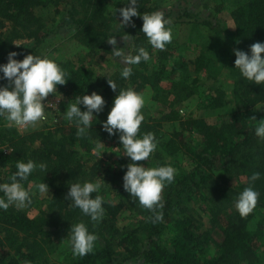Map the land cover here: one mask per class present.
<instances>
[{"label":"trees","instance_id":"trees-1","mask_svg":"<svg viewBox=\"0 0 264 264\" xmlns=\"http://www.w3.org/2000/svg\"><path fill=\"white\" fill-rule=\"evenodd\" d=\"M60 1H65L62 10L58 8ZM151 1L139 0L138 10L142 12ZM206 1L201 0L200 10L207 7ZM107 2H112L110 17L102 7ZM124 2L126 0H0V30L10 23L15 31H25L34 40L31 47L13 46L12 41L0 34V64L7 63V55L11 51L23 53L16 57L18 60L28 54L48 57L68 74L67 83L58 85V93H55L60 103L71 105L77 96L92 92L102 95L106 101L104 111L97 121H93L87 137H78L75 123L67 120L58 129L23 135L0 126V148L8 150L6 154L0 150V169L10 168L12 174L18 160L46 163V174L37 170L24 183L26 187L29 183L44 182L49 187L44 210L37 218H30L15 207L0 210V264H110L116 250L122 251L127 260L144 264H258V244L264 240V221L259 216L264 211V141L254 134L258 121L250 118L264 119V86L250 83L239 75L234 69L236 57L233 50L247 52L252 44L264 42V0H241L233 8L230 18L234 31L226 42H218L211 49H202L191 59L181 55L173 58L174 55L168 51L158 50L156 54L161 62L158 68L140 71L133 67V75L127 80L120 77V72L118 77L97 74L88 66L77 64L72 58L75 54L69 53L67 48L56 49L53 56L54 49L47 55L40 53L39 48L48 37L41 25L44 11L52 8L56 17L64 11L62 23H67L79 8H84L85 16L74 22L75 48H79L77 51L87 50L88 54L97 53V50L110 54L108 24L120 22L122 18L118 11L116 15L115 12L127 6ZM217 10L221 13V2ZM182 16L191 17L187 12ZM137 18L133 17V22ZM191 19V26L197 24ZM180 22L189 24L183 20ZM176 23L179 22L172 24ZM205 25L211 27L208 22ZM219 25L221 27L218 22V28ZM59 28L60 25H56V29ZM141 28L142 25L136 22L131 36L143 35ZM193 30L191 27L189 38ZM198 34L192 38L201 37ZM172 58L170 64L168 60ZM220 75L231 79V95L237 108L228 111L219 122L185 118L179 123L183 127L181 132L173 133L167 141L161 132L162 119L144 120L142 123L141 132L154 133L158 142L154 156L159 160L156 167L172 168L171 163L164 161L163 154L172 153L177 148L175 138L183 139L190 134L194 141V145L185 150L191 169L187 173H175V182L164 189L161 195L164 207L158 213L163 219L154 223L152 214L123 188L127 168L125 172L103 174L98 170V163L87 166L81 157V152H90L99 139L102 143L123 147L118 136L110 137L100 123L106 121L119 92V89L114 92L107 80L116 81L120 89L153 90L157 100L169 95L179 103L199 96L200 106L204 109L220 110L225 103L224 90L220 86L201 89L202 79L217 81ZM0 84H7V81L0 80ZM46 110L54 113L49 107ZM81 110H85L83 106ZM255 172L261 174L260 179L251 185L259 193L258 203L251 214L242 218L234 202L238 194L249 186L248 178ZM232 177H243L244 181L231 185L229 180ZM96 179H103L102 183L110 186L118 200L113 202L104 198L105 211L99 223L92 222L78 208L70 207L71 201L65 199L68 185ZM125 212L135 222L121 226L119 220ZM79 222H84L101 243L96 242L97 247L83 257L70 251L64 260H50L43 245L51 239L56 243L68 241L71 225ZM164 233H169V236L164 238Z\"/></svg>","mask_w":264,"mask_h":264},{"label":"clouds","instance_id":"clouds-1","mask_svg":"<svg viewBox=\"0 0 264 264\" xmlns=\"http://www.w3.org/2000/svg\"><path fill=\"white\" fill-rule=\"evenodd\" d=\"M127 6L116 9L122 18L119 27L125 28L131 25L135 27L133 17H140L143 21L140 31L147 39V43L156 50H165L172 43L173 31L170 27L172 21L165 17L163 11L141 13L138 9L139 0H126ZM117 36L107 39L112 46V56L124 65L120 77L127 80L133 75V66L148 62L151 57L149 51L143 46H137L131 42L130 35L121 36L125 47L117 46ZM21 46V43H14ZM24 46V45H23ZM235 55L234 69L246 81L264 86V42L252 44L249 50H233ZM21 52L11 51L7 55V63L0 64V80L7 84H0V117L9 124L18 128L34 126L46 117V103L44 101L51 94L57 92L58 85H65L68 81L67 72L53 59L41 55H24L22 60L16 57ZM107 77V76H106ZM108 78V77H107ZM110 88L118 95L113 100L111 110L106 121L100 122L102 129L110 137L118 136L123 146L124 155L131 159L123 176V188L134 200L152 214L154 223L162 221L163 216L158 215L164 207L161 194L165 188L175 181V171L170 167H144L137 164L138 161H147L158 147L155 134L141 132L144 121L143 109L146 104V95L132 88L120 89L116 81L108 78ZM106 101L102 95L92 92L90 95L77 96L75 102L66 108L64 118L74 122L78 137H87L93 127V121L104 111ZM81 106L85 109L81 110ZM258 121L254 128L255 136L264 141V119L257 120L255 116L250 118ZM104 143L99 141L95 144L94 154L100 159L105 153ZM16 171L11 174L9 182L0 183V210H8L15 207L23 210L33 202L37 194L49 192L46 183L41 182L34 187H25L29 177L39 170L47 173L46 163H37L32 159L18 160ZM259 172L253 173L248 178V187H245L237 196L234 207L243 217L251 214L257 206L259 193L251 186L260 179ZM103 180V179H102ZM101 179L85 180L68 185L69 191L65 199L70 200V207L78 208L84 216L92 222L99 223L104 216V198L99 193L104 184ZM104 181V180H103ZM96 194L93 197V194ZM70 233L67 235L68 243L75 256L83 257L91 253L98 240V236L90 232L84 222L72 224Z\"/></svg>","mask_w":264,"mask_h":264},{"label":"rangeland","instance_id":"rangeland-1","mask_svg":"<svg viewBox=\"0 0 264 264\" xmlns=\"http://www.w3.org/2000/svg\"><path fill=\"white\" fill-rule=\"evenodd\" d=\"M112 1V0H111ZM241 0H208L207 7L203 10H200L201 0H180L175 2L173 0H152L150 3L145 5L141 13H151L155 11H163L165 13V17L170 19L172 23L179 22L176 24L170 25L173 31V40L172 43L167 45L165 50L168 51V54H173V58H180V55L184 58H193L195 57L202 49H211L217 45L218 42H226L229 37V34L234 31V24L232 19L230 18V13L235 8V6ZM221 2L222 11L218 13V5ZM112 2H107L102 5L105 13H107L108 17H110L112 12L111 7ZM65 1H60V5L58 4V8L62 10L64 8ZM187 12L190 14L191 20H195L197 24L191 26L189 22H191L188 18H183L181 15ZM61 15L56 17L54 15V11L52 8L47 9L42 14V30L48 37L43 41L42 45L39 48L40 53L43 55H47L54 49V51L61 50L67 48L69 53L75 54L72 58L77 64H84L91 68L97 74L104 75H114L118 77V72H121L124 65H122L118 58L114 59L112 53L105 54L104 52H100L97 50V53L88 54V51H77L79 48H75L77 45L76 38L73 36L75 33L74 30V22L75 20L82 19L85 16V9L79 8L78 12L69 19L67 23H62V15H65V12H61ZM54 16V18H53ZM196 17V18H195ZM72 20V21H71ZM188 22L189 24H182L180 21ZM187 20V21H184ZM139 23L143 24V21L140 17L134 22V24ZM208 22L211 27L205 25ZM218 22L221 24L218 28ZM56 25H60L59 29H56ZM191 27H194L192 35H200L201 37H193L189 38L188 34L191 31ZM108 31L111 36H117V46L125 47V43L121 36L130 35V32L133 30L131 25L126 26L124 29L119 27V23L108 24ZM220 29L219 33L213 32V30ZM10 23L6 24V27L0 30V34L3 35L4 39L12 41L13 46H17L14 43H21L24 46H33L34 40L27 36V32L22 31L20 29H16ZM202 37H206L202 40ZM131 42L135 43L137 46L145 47L150 54L151 59L148 62H142V64L133 66L138 70L143 71L144 69L155 70L158 68L159 63H161L157 58V51L153 49L148 43L146 37L143 35H137L135 37H131ZM22 45V46H23ZM110 46V52L112 51V46ZM77 51V53H76ZM52 53V52H51ZM56 51L51 54V56L55 55ZM172 59L168 60L170 64H172ZM168 64V62H167ZM211 79L205 78L202 79L201 89H207L208 86H216L221 87L225 92V103L223 108L220 110H207L204 109L200 103V98L198 96L188 99L184 102H177L173 97L166 95V97H161L160 99H154V91L149 89H143L142 93L146 95V104L143 111L144 120L158 121L162 119L161 132L165 134L166 141L169 138H172V134L176 132H181L183 129L180 126V121L188 118H202L205 119L208 123H217L220 118L225 115L228 111L236 109V100L232 97L231 91V79L226 75H220L217 81H210ZM56 95H49L44 103H48L46 108L49 107L50 104L53 105L54 113L46 110V119L44 121H40L34 126H28L26 128H18L14 126H9L8 122L0 117V126H4V128L15 130L19 135H23L26 133H30L33 131L40 130H55L58 129L61 125L65 124L66 119L64 118V112L66 108L70 105L60 103L58 101ZM54 115V117H53ZM184 132V131H183ZM190 134H187L185 138H175L177 143L175 147H177L172 153L164 152L163 158L166 161V164L171 163V167L174 169L175 173H187L191 169V162L187 159L185 150L188 146H193L194 141L193 137ZM180 140V141H179ZM104 143V142H103ZM105 148L103 151L105 152L102 157L99 159L94 154V148L88 153L81 152L82 159L86 162L87 166H92L95 163H98V170L101 173L111 174L113 172L123 171L125 172L126 166L131 163V159L124 155L123 147L117 148L113 143H104ZM4 148L1 147L0 150ZM156 153V152H155ZM155 153L149 157L147 161H138L137 164L143 165L144 167H156V163L159 162L154 156ZM0 183L9 182V178L11 176L10 168L0 169ZM101 176H103L101 174ZM243 182V177H232L229 182L231 185H236L238 182ZM29 185L35 186L32 183ZM109 185H104L99 193L103 198H108L113 202H117V197L115 193L109 189ZM162 195V194H161ZM48 193L40 194L37 191V194L33 197L32 204L21 210L30 218H37L41 215L42 210L45 207V201L47 199ZM260 218L264 221V211L259 214ZM135 221L131 217L128 212L123 213L119 220V225H130ZM164 238L169 236V233H164ZM56 240L51 239L49 243L43 245V250L45 254L48 255L49 259L53 260H64L65 256L68 252L72 251L68 241H64L62 243H56ZM100 244L101 241L97 240ZM95 247H97V244ZM260 245V246H259ZM258 264H264V240L262 243L258 244ZM94 247V248H95ZM126 255L120 251L116 250L113 261L110 264H144L142 261L137 260H127Z\"/></svg>","mask_w":264,"mask_h":264},{"label":"built area","instance_id":"built-area-1","mask_svg":"<svg viewBox=\"0 0 264 264\" xmlns=\"http://www.w3.org/2000/svg\"><path fill=\"white\" fill-rule=\"evenodd\" d=\"M59 101H57V103H58ZM49 108H51L52 110L54 109V107H53V105L52 104H50L49 105ZM44 121V120H43ZM3 152L6 154L7 152H8V150L7 149H3Z\"/></svg>","mask_w":264,"mask_h":264},{"label":"crops","instance_id":"crops-1","mask_svg":"<svg viewBox=\"0 0 264 264\" xmlns=\"http://www.w3.org/2000/svg\"><path fill=\"white\" fill-rule=\"evenodd\" d=\"M174 2H175V0H173ZM176 1H179L180 2V0H176Z\"/></svg>","mask_w":264,"mask_h":264}]
</instances>
